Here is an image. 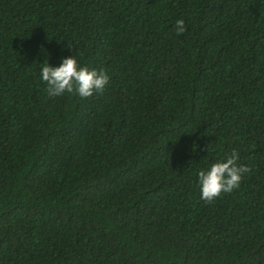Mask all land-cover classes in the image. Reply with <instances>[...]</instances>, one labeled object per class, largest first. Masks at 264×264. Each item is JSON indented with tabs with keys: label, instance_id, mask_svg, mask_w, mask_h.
Instances as JSON below:
<instances>
[{
	"label": "trees",
	"instance_id": "16d2710c",
	"mask_svg": "<svg viewBox=\"0 0 264 264\" xmlns=\"http://www.w3.org/2000/svg\"><path fill=\"white\" fill-rule=\"evenodd\" d=\"M73 55L109 85L49 97ZM0 264H264V0H0Z\"/></svg>",
	"mask_w": 264,
	"mask_h": 264
},
{
	"label": "clouds",
	"instance_id": "9594fccd",
	"mask_svg": "<svg viewBox=\"0 0 264 264\" xmlns=\"http://www.w3.org/2000/svg\"><path fill=\"white\" fill-rule=\"evenodd\" d=\"M174 28L177 35L183 34L186 30L184 20H176ZM40 80L46 84L49 97L74 94L83 99L103 92L109 85L110 77L103 70L82 66L76 55H73L63 57L58 66L42 63ZM238 160L239 154L233 150L231 154L197 172L200 199L210 202L240 187L242 179L251 172V168L238 163Z\"/></svg>",
	"mask_w": 264,
	"mask_h": 264
}]
</instances>
